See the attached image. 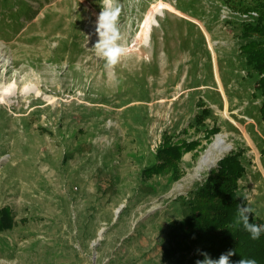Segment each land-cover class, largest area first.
Instances as JSON below:
<instances>
[{"label": "rangeland", "instance_id": "374dc122", "mask_svg": "<svg viewBox=\"0 0 264 264\" xmlns=\"http://www.w3.org/2000/svg\"><path fill=\"white\" fill-rule=\"evenodd\" d=\"M9 2L0 214L12 226L0 231V264H194L192 252L166 258L169 225L234 150L264 220V123L257 75L240 56L239 0H117L126 52L113 70L92 49L100 0ZM205 108L212 115L197 122ZM218 136L230 151L200 170ZM185 141L199 145L165 164L164 142Z\"/></svg>", "mask_w": 264, "mask_h": 264}, {"label": "trees", "instance_id": "16d2710c", "mask_svg": "<svg viewBox=\"0 0 264 264\" xmlns=\"http://www.w3.org/2000/svg\"><path fill=\"white\" fill-rule=\"evenodd\" d=\"M15 1L11 0L4 6L11 9L16 6ZM239 1V10L248 17L240 27V56L246 61V69L257 75L255 90L260 95V118L264 123V0ZM206 115L210 117L212 112L205 108L195 118L197 122H203ZM212 130V133H219V127ZM198 145V141L168 142L167 146L164 142L160 157L165 160V164L177 168L184 151H193ZM261 155L264 165V147ZM245 161L242 151H231L218 162L217 168L211 170L194 197L185 201L188 204L185 216L169 225L166 258L192 252L195 264L197 260L204 259L198 250L218 259L221 254L234 249L237 254L230 258L231 264H236L241 258L254 259L257 264H264V232L259 239L253 240L242 223H237V205L245 204L249 207V199L243 190L247 185L241 183L248 180ZM165 167L169 166L156 164L152 172L165 171ZM249 222L264 226V220L257 218L253 212ZM11 226V219L5 217L4 213L0 214V231L10 229Z\"/></svg>", "mask_w": 264, "mask_h": 264}, {"label": "clouds", "instance_id": "9594fccd", "mask_svg": "<svg viewBox=\"0 0 264 264\" xmlns=\"http://www.w3.org/2000/svg\"><path fill=\"white\" fill-rule=\"evenodd\" d=\"M101 11L96 19L97 40L92 47L95 55L104 61L106 70H113L120 62L121 57L125 55L126 49L122 43L123 37L118 27L121 9L117 0H100ZM238 219L237 223H242L243 228L250 234L253 240L259 239L264 226L249 222L252 209L245 204L237 205ZM198 254L204 257L203 260H197L195 264H231V257L235 256L236 250L230 249L226 253L213 259L206 252ZM236 264H257L254 259H239Z\"/></svg>", "mask_w": 264, "mask_h": 264}, {"label": "bare ground", "instance_id": "6f19581e", "mask_svg": "<svg viewBox=\"0 0 264 264\" xmlns=\"http://www.w3.org/2000/svg\"><path fill=\"white\" fill-rule=\"evenodd\" d=\"M12 86V85H11ZM10 87H6L4 92L2 93H10ZM227 143L223 139L222 136H218L216 140L213 142L207 154L202 157L200 170H203L205 166L212 167L218 161V155L216 156L215 152L219 154V156L224 155V153L230 151V146L226 145Z\"/></svg>", "mask_w": 264, "mask_h": 264}, {"label": "built area", "instance_id": "2783aa9c", "mask_svg": "<svg viewBox=\"0 0 264 264\" xmlns=\"http://www.w3.org/2000/svg\"><path fill=\"white\" fill-rule=\"evenodd\" d=\"M241 19L244 21V19H248V17H247V15L243 14L242 17H241Z\"/></svg>", "mask_w": 264, "mask_h": 264}]
</instances>
